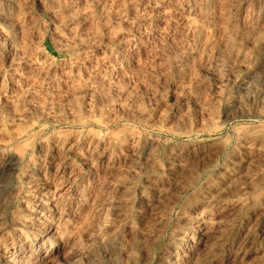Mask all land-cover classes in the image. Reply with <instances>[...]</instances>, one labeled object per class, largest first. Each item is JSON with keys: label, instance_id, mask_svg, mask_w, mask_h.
<instances>
[{"label": "rangeland", "instance_id": "rangeland-1", "mask_svg": "<svg viewBox=\"0 0 264 264\" xmlns=\"http://www.w3.org/2000/svg\"><path fill=\"white\" fill-rule=\"evenodd\" d=\"M0 10V264H264V0Z\"/></svg>", "mask_w": 264, "mask_h": 264}, {"label": "bare ground", "instance_id": "bare-ground-1", "mask_svg": "<svg viewBox=\"0 0 264 264\" xmlns=\"http://www.w3.org/2000/svg\"><path fill=\"white\" fill-rule=\"evenodd\" d=\"M8 1V0H7ZM12 1H14V0H12ZM4 5V4H3ZM8 5V4H7ZM12 6V5H11ZM5 7V6H4ZM15 8V7H14ZM1 11V10H0ZM5 11H7L6 9H5ZM6 14V13H5ZM7 14H8V12H7ZM1 15V14H0ZM6 16V15H5ZM0 18H1V16H0ZM4 19V18H3ZM10 19V18H9ZM1 20V19H0ZM4 22V21H3ZM5 24H7V22L5 23ZM14 27V26H13ZM9 28V27H8ZM16 30V29H15ZM253 127H255V126H253ZM257 129V128H256ZM248 130V129H247ZM256 131V130H255ZM257 132V131H256ZM10 165V164H9ZM11 167V166H10Z\"/></svg>", "mask_w": 264, "mask_h": 264}]
</instances>
